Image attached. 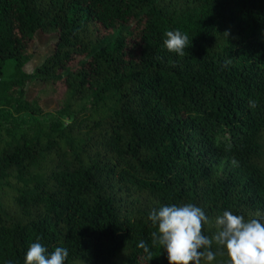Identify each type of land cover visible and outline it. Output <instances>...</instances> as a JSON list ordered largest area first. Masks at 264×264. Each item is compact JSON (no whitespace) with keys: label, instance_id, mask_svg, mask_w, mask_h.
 Instances as JSON below:
<instances>
[{"label":"trees","instance_id":"16d2710c","mask_svg":"<svg viewBox=\"0 0 264 264\" xmlns=\"http://www.w3.org/2000/svg\"><path fill=\"white\" fill-rule=\"evenodd\" d=\"M38 34L57 41L29 74ZM181 203L209 237L224 210L264 216V0H0V264L37 238L66 264H168L137 243Z\"/></svg>","mask_w":264,"mask_h":264},{"label":"clouds","instance_id":"9594fccd","mask_svg":"<svg viewBox=\"0 0 264 264\" xmlns=\"http://www.w3.org/2000/svg\"><path fill=\"white\" fill-rule=\"evenodd\" d=\"M164 36L163 46L168 52L185 54L189 43L186 34L169 30ZM147 220L155 229L150 234V245L144 240L137 243L147 258L159 248L166 251L168 264H219L213 250L216 245L226 253L223 264H264V216L246 218L224 210L215 217L211 237L204 234L209 217L193 203L161 204L148 213ZM68 257V248L57 246L49 252L37 238L28 245L24 264H66Z\"/></svg>","mask_w":264,"mask_h":264},{"label":"rangeland","instance_id":"374dc122","mask_svg":"<svg viewBox=\"0 0 264 264\" xmlns=\"http://www.w3.org/2000/svg\"><path fill=\"white\" fill-rule=\"evenodd\" d=\"M57 41L56 37H48L42 34H38L31 51L34 53V59L27 65L26 72L32 74L36 68L44 63L46 58L54 53V46ZM13 74V69L9 68L6 71V77H10ZM41 87L38 83H33L28 86L27 97L33 98ZM42 108L46 113H54L56 110L55 99H49L41 102Z\"/></svg>","mask_w":264,"mask_h":264}]
</instances>
